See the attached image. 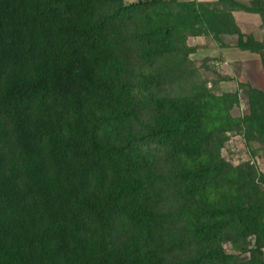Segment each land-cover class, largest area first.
Returning a JSON list of instances; mask_svg holds the SVG:
<instances>
[{
    "label": "trees",
    "instance_id": "obj_1",
    "mask_svg": "<svg viewBox=\"0 0 264 264\" xmlns=\"http://www.w3.org/2000/svg\"><path fill=\"white\" fill-rule=\"evenodd\" d=\"M235 11L264 24V0H0V264H264V173L221 154L264 153V90L232 116L187 43L264 70Z\"/></svg>",
    "mask_w": 264,
    "mask_h": 264
},
{
    "label": "rangeland",
    "instance_id": "obj_2",
    "mask_svg": "<svg viewBox=\"0 0 264 264\" xmlns=\"http://www.w3.org/2000/svg\"><path fill=\"white\" fill-rule=\"evenodd\" d=\"M244 1L246 2L248 0ZM238 14L239 13H236L235 17L238 18ZM243 27L247 32L252 33V31H254L258 40L264 42V24L261 23L260 19L256 18L251 20V22H248V26ZM221 41V43H217L213 39L204 36L189 37L187 39L189 46L195 48L190 58L198 70V76L208 81L210 87L212 86L211 82H214V93L221 94L240 91L239 106L230 107L231 115L237 117L248 112V99L247 96L241 92L240 84H249L247 75L250 77L249 79L258 86L262 84L263 79L258 76L257 63H250L247 66V71L249 73L246 76H243L241 73V60H251L256 56L250 52L236 49V35H224ZM220 77L226 79L221 80ZM171 90L172 88L169 91ZM229 138L230 139L221 150L222 156L234 165L248 160L252 161L257 166L258 170L264 173V153L258 152L255 157H252L250 154V150L258 148L259 144L252 143L251 147L248 148L241 135L232 133ZM224 248L230 251V246L228 244H224Z\"/></svg>",
    "mask_w": 264,
    "mask_h": 264
},
{
    "label": "crops",
    "instance_id": "obj_3",
    "mask_svg": "<svg viewBox=\"0 0 264 264\" xmlns=\"http://www.w3.org/2000/svg\"><path fill=\"white\" fill-rule=\"evenodd\" d=\"M183 1H189V0H183ZM196 1H202V2H215L216 0H196ZM237 1H244V0H237ZM245 2V1H244ZM236 13H239L238 15V18L235 17V14ZM242 13V14H241ZM233 17L235 19V22L236 24L238 25V27L241 29V31L244 33V34H250L252 35L255 39L258 40V38L256 37L255 35V32L252 31L251 32H247L243 26H248V22H251V20H254V19H260V17L257 15V14H253V13H246V12H243V11H235L233 12ZM241 20V21H240ZM237 50H239L238 48H236ZM248 52V51H246ZM253 55H255L256 57L254 59H243L241 60V73L243 74V76H246L249 72L247 71V66L252 63H257V68H258V76L259 78L261 77L263 79V82L261 85H256L255 83H253L251 81V79H249L250 77L247 75V79H248V82H249V85L253 88H257V89H260V90H264V70H263V66H262V63H261V59L260 57L257 55V54H254L252 53Z\"/></svg>",
    "mask_w": 264,
    "mask_h": 264
},
{
    "label": "water",
    "instance_id": "obj_4",
    "mask_svg": "<svg viewBox=\"0 0 264 264\" xmlns=\"http://www.w3.org/2000/svg\"><path fill=\"white\" fill-rule=\"evenodd\" d=\"M242 92V91H241Z\"/></svg>",
    "mask_w": 264,
    "mask_h": 264
}]
</instances>
